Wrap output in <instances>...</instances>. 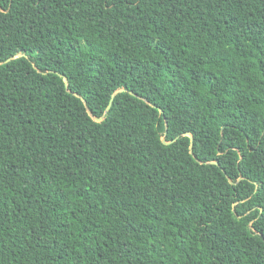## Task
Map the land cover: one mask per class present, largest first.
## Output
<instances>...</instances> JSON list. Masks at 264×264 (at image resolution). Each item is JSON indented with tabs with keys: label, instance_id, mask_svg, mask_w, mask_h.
<instances>
[{
	"label": "trees",
	"instance_id": "1",
	"mask_svg": "<svg viewBox=\"0 0 264 264\" xmlns=\"http://www.w3.org/2000/svg\"><path fill=\"white\" fill-rule=\"evenodd\" d=\"M0 264H264V0H0Z\"/></svg>",
	"mask_w": 264,
	"mask_h": 264
},
{
	"label": "water",
	"instance_id": "2",
	"mask_svg": "<svg viewBox=\"0 0 264 264\" xmlns=\"http://www.w3.org/2000/svg\"><path fill=\"white\" fill-rule=\"evenodd\" d=\"M18 56H19V54H18ZM11 58H13V57H11ZM11 58H8L7 60H9V59H11ZM64 83H65V86L67 87V79H66V77H64ZM121 91H124V89H123V88H120V89L115 90V91L113 92V94H112V97H113L117 92H121ZM75 95L79 96L78 94H75ZM79 97H80V96H79ZM112 97H111V99H112ZM82 101L85 103V100H84V99H82ZM110 102H111V100H110ZM151 105H152L153 107H155L154 104H151ZM109 106H110V103L108 104L106 110L109 108ZM159 111L162 112L161 109H159ZM94 119H95L96 121H100V120L102 119V117H94ZM165 128H166V126H165ZM188 135L190 136V146H189V148H190V152H191V151H192V141H193V137H192L191 134H188ZM162 142L167 144V143H169V142H171V141H166L164 138H162ZM210 163H216V164H217L216 161H210ZM229 181H230V180H229Z\"/></svg>",
	"mask_w": 264,
	"mask_h": 264
}]
</instances>
